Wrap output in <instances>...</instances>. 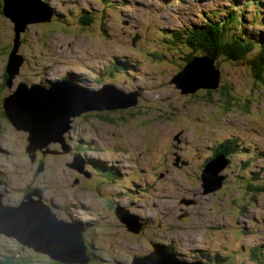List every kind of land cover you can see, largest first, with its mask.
Segmentation results:
<instances>
[{"label":"rangeland","instance_id":"obj_1","mask_svg":"<svg viewBox=\"0 0 264 264\" xmlns=\"http://www.w3.org/2000/svg\"><path fill=\"white\" fill-rule=\"evenodd\" d=\"M45 1L60 15L21 33L18 52L25 61L12 90L20 81L46 85L66 79L69 72L96 90L113 86L109 95L114 104L131 94L137 95V103L85 113L66 133L69 145L81 140L90 146L89 156L107 163L96 166L102 177L90 182L68 167V162L82 163L71 148L68 155L37 153L32 162L25 149L26 133L12 127L1 107L10 92L3 74L15 33L13 23L0 13L4 203L16 206L30 187L41 189L59 218L86 226L83 239L94 256L88 264H129L133 256L148 254L154 244L161 250L170 246L180 259H194L202 250L207 264L215 257L216 264H264V83L254 79L245 62L218 59L216 89H198L196 96L182 94L173 79L191 51L163 39H172L173 31L182 38L196 28L193 25H205L213 12L219 11L215 18L223 19V11L239 7L242 17L252 18L240 30L245 27L250 38L264 43V0H111L113 6L104 8L101 0ZM101 11L105 26L93 22ZM84 13L87 16L80 18ZM228 30L240 31L233 26ZM204 68L199 67L206 82ZM189 78L199 82L190 74L178 80ZM232 143L241 156L230 155L234 154L229 165L219 173L225 183L205 194L200 177L204 164L215 149ZM117 205L129 207L128 213L146 222L141 233L129 232L119 221ZM53 258L0 234V263L62 264Z\"/></svg>","mask_w":264,"mask_h":264},{"label":"water","instance_id":"obj_2","mask_svg":"<svg viewBox=\"0 0 264 264\" xmlns=\"http://www.w3.org/2000/svg\"><path fill=\"white\" fill-rule=\"evenodd\" d=\"M2 14L13 23L15 39L8 53L5 66V86L10 92L3 97L1 107L12 127L26 133L25 147L29 159L33 162L39 152L42 155L70 153L66 133L71 129L75 118L93 112L126 109L135 106L137 95H124L120 104H114L111 93L113 86L104 85L100 89H91L71 79H57L49 84L20 81L12 90L14 79L20 74L25 57L19 53L20 35L27 26L35 23L50 22L55 15L53 7L45 0H2ZM208 74L205 82L199 67ZM175 77L176 87L182 94L198 88H212L220 80L219 69L215 59L207 55L186 63ZM196 75L199 82H183L182 75ZM193 86L192 88H190ZM109 96H106V95ZM112 94V93H111ZM55 144L60 149L50 148ZM75 161L78 159L74 158ZM44 163V162H43ZM40 163L39 170L43 168ZM228 161L223 154L210 157L204 166L201 178L203 192L212 193L222 187L224 176L219 173L227 167ZM68 167L80 173L85 172L83 162H68ZM37 169V171H39ZM0 171V234L15 239L22 247L34 252L48 253L62 264H88L91 256L87 252L83 239L85 226L75 221H65L53 211V205L43 199L42 190L33 187L16 206L4 203L5 192ZM115 206V215L126 229L134 234L141 231L142 224L137 216L128 213L127 209ZM153 249L144 256H133L129 264H205L201 260L180 259L166 249Z\"/></svg>","mask_w":264,"mask_h":264},{"label":"trees","instance_id":"obj_3","mask_svg":"<svg viewBox=\"0 0 264 264\" xmlns=\"http://www.w3.org/2000/svg\"><path fill=\"white\" fill-rule=\"evenodd\" d=\"M108 2L110 3V5H108ZM111 2H112L111 0L98 1V3L103 4L102 8H104V5L113 6L111 5ZM1 4L2 2L0 0V13H2ZM118 5H121V4H118ZM237 8L235 9L231 7L230 9L223 11V15H224L223 19L215 18V16H217V13L219 11L213 12L214 17L212 18L209 17L208 19L209 21H207L205 25H201V26L193 25V26H196L197 29L194 27L192 29L187 30V32L182 34L183 35L182 38H180L181 33L179 31H177V33L176 31L175 32L173 31L172 39L169 40L166 36H165L166 38H163V39L167 40L168 42H172L173 47L174 48L177 47L181 51H184V49L191 50L190 54L187 56L188 59L186 60L184 58V62H182L184 63V65L185 63L190 62L192 59H194L193 55L195 53H201L209 57H212L215 59V63L218 59H224L226 61H231V62L232 61L233 62L242 61V62H245L250 73L254 75V79H257V81L261 80L260 82L264 83V43H261V41L257 42L254 40V38H250L249 34H246L245 27H243L242 30H240L239 27L242 26L243 23L250 22L252 19L251 17L243 18L242 17L243 12ZM244 8L245 7H242V9ZM54 13H55V18H57V16L60 15L59 12H56V10H54ZM86 16L87 14L84 13L79 17L84 19ZM98 17H99V22L96 21ZM97 18L94 19L93 22L97 23L99 26L100 25L105 26V24L108 23L106 20V17L102 16V11L101 13L98 12ZM256 19L259 20V18H256ZM53 21H57L56 23H61L64 26L62 22L56 19H54ZM83 23L85 25L87 24L86 22H83ZM231 23H233L234 25H231ZM231 26H233L234 28H238L240 31L230 32L228 28H230ZM180 47H183V48H180ZM156 56H158V54H156ZM3 77L5 79L6 77L5 72L3 74ZM73 77H74L73 73L68 72L66 75V79H71L75 82H78V80H74ZM78 83H81V82H78ZM84 85H86V83ZM196 94L198 93H195V94L191 93L189 95L196 96ZM224 102L227 103V100H225ZM69 146L74 156L79 155L81 157V161L83 162L85 168H89L91 171H94L92 167H89L90 165L89 163L85 161L84 157L81 156L82 153L86 150V146L84 142H82L81 140L79 141L75 140L73 142H70ZM89 150H90V146H89ZM232 153L236 154L232 149H229L228 154H232ZM100 169L101 167H99V171H96L97 176H100V172H101ZM85 229H86V226H85ZM92 257L94 258L93 255ZM214 260H216V257L214 258ZM212 263L215 264L214 262ZM0 264H4V263H0Z\"/></svg>","mask_w":264,"mask_h":264},{"label":"flooded vegetation","instance_id":"obj_4","mask_svg":"<svg viewBox=\"0 0 264 264\" xmlns=\"http://www.w3.org/2000/svg\"><path fill=\"white\" fill-rule=\"evenodd\" d=\"M227 143H228V141H227ZM85 144V146H86V150L82 153V156L84 157V159H85V161L87 162V163H89V167H92V169L94 170V171H91L89 168H85V172L84 173H80V172H78L77 170V172L78 173H80V175L82 176V178H84L85 180H88V181H90V182H92V178H94L95 176H97L96 174V171H99L98 169H96V166L97 165H104V164H107L104 160H101V159H99V158H96V157H94V156H89L88 154H87V151L89 150V145L88 144H86V143H84ZM59 149V147L57 146L56 148H55V150L57 151ZM40 154V153H39ZM58 154H60V155H62L61 153H58ZM68 154H70V153H67L66 155H68ZM55 155H57V154H55ZM207 162V161H206ZM206 164V163H205ZM205 164H204V166H205ZM203 166V167H204ZM85 167V166H84ZM100 176L102 177V175L100 174ZM200 177H201V175H200ZM99 179H97L96 181H94V186L96 187V186H98L99 184ZM77 183V182H76ZM33 187H30L29 189L31 190ZM4 192V191H3ZM5 196H6V192H5ZM5 198V197H4ZM116 202V201H115ZM115 207V206H114ZM127 210L129 209V207H127L126 208ZM139 221L141 222V224H142V227H141V231L139 232V233H141L142 232V230H143V227H144V225L146 224V222L143 220V219H139ZM164 249H166V250H168L169 252H171L173 255H175V252H173L172 251V249H170L167 245H164ZM151 250V249H150ZM89 253V252H88ZM90 254V253H89ZM201 254H202V252H200L197 256H195L194 257V259H191L190 261H193V260H201V261H203L202 259H201ZM90 256H91V259L93 258L92 257V254H90ZM204 257H207V256H204ZM179 258V257H178ZM183 259H185V257L183 256ZM186 260H188V259H186ZM91 262V261H90ZM89 262V263H90ZM204 262V261H203ZM205 263V262H204ZM205 264H207V263H205Z\"/></svg>","mask_w":264,"mask_h":264},{"label":"bare ground","instance_id":"obj_5","mask_svg":"<svg viewBox=\"0 0 264 264\" xmlns=\"http://www.w3.org/2000/svg\"><path fill=\"white\" fill-rule=\"evenodd\" d=\"M82 14H80L79 16H81ZM244 17V16H243ZM251 17V16H250ZM263 17V16H262ZM252 19V18H251ZM193 57H195V59H197L198 57H196L195 55H193ZM194 59V60H195ZM186 60H187V57H186ZM219 83V82H218ZM89 87V84H86L85 85V87ZM193 87V86H192ZM191 88V87H190ZM216 88H217V86H216ZM198 89H201V88H198ZM198 89H196L195 91H193V92H191V93H199V92H197V90ZM203 89H208V88H203ZM209 89H211V88H209ZM218 105V104H217ZM226 145V144H225ZM225 145H222V146H220L219 147V149H215V151L216 152H214L212 155H214V156H216V155H218V154H223L224 155V157L226 158V160L228 161V164L227 165H229V163H230V160L233 158V156H231L230 157V155L231 154H228V150L229 149H232L236 154H239V156H241V152L240 151H238V147H236L234 144H232V145H229L228 147H225ZM226 149V150H225ZM256 152V151H255ZM246 153V152H245ZM211 157H213V156H211ZM122 175H123V173H122ZM123 176H125V175H123ZM223 183H225V181H222V184ZM201 187L203 188V187H205L204 186V184L201 182ZM137 189L139 190V188L137 187ZM25 194V193H24ZM72 201V200H71ZM260 207V206H259ZM77 209H82L81 207H76ZM262 208V207H261ZM126 209V208H125ZM83 210V209H82ZM91 211V210H90ZM258 213V212H257ZM263 213V212H262ZM258 215H259V213H258ZM257 215V216H258ZM258 218V217H257ZM260 218V217H259ZM244 221V220H243ZM254 223V222H253ZM261 224V223H260ZM255 225V224H254ZM261 243H263V242H261ZM262 246H263V244H262ZM170 249H171V247L170 246H168ZM200 252H202V250H199L198 251V253H200ZM175 256L176 257H182V256H179V255H177L176 253H175ZM185 257V259H187V257L186 256H184ZM194 261V260H193ZM213 262L216 264L217 262L216 261H214L213 260Z\"/></svg>","mask_w":264,"mask_h":264}]
</instances>
